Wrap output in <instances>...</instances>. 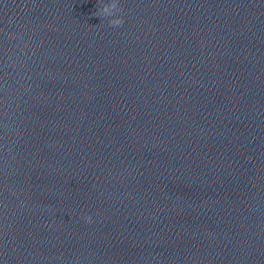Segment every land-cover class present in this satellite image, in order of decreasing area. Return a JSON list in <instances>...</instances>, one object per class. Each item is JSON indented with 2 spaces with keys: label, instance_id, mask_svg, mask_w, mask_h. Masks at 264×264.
I'll list each match as a JSON object with an SVG mask.
<instances>
[{
  "label": "clouds",
  "instance_id": "9594fccd",
  "mask_svg": "<svg viewBox=\"0 0 264 264\" xmlns=\"http://www.w3.org/2000/svg\"><path fill=\"white\" fill-rule=\"evenodd\" d=\"M123 12V8L120 5L119 0H108L106 3H100L96 7V11L93 13L94 16L102 19H107L110 27L116 28L121 27L124 24V18L120 15ZM85 221L91 223L92 217L90 215L84 217Z\"/></svg>",
  "mask_w": 264,
  "mask_h": 264
}]
</instances>
